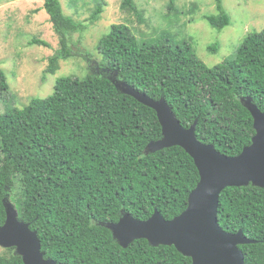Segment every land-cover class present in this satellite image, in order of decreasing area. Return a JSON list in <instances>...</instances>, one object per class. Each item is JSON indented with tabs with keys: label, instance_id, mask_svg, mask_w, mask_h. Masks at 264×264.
Wrapping results in <instances>:
<instances>
[{
	"label": "trees",
	"instance_id": "trees-1",
	"mask_svg": "<svg viewBox=\"0 0 264 264\" xmlns=\"http://www.w3.org/2000/svg\"><path fill=\"white\" fill-rule=\"evenodd\" d=\"M216 1L219 12L205 18L222 30L231 17ZM101 2L90 21L103 12ZM176 2L170 0V10H177ZM43 7L59 38L46 69L55 74L60 60L74 55L73 35L86 26L66 15L61 0H44ZM121 7L146 23L136 0H122ZM97 48L96 70L58 77L52 94L0 111V225L10 200L38 232L45 257L58 264H192L174 245L140 238L123 247L106 226L125 212L146 220L158 209L171 219L186 209L200 181L194 159L181 146L146 152L149 142L162 137L157 112L122 92L116 81L154 99L165 97L184 127L197 122L201 142L238 155L256 133L244 100L251 98L264 111V29L249 33L233 57L214 66L189 42L174 45L167 35L157 43L140 42L126 23L112 24ZM8 92L0 66V95ZM218 221L226 231L242 229L256 240L240 245L245 264H264V188L226 187ZM6 250L0 264H24L15 247Z\"/></svg>",
	"mask_w": 264,
	"mask_h": 264
},
{
	"label": "rangeland",
	"instance_id": "rangeland-1",
	"mask_svg": "<svg viewBox=\"0 0 264 264\" xmlns=\"http://www.w3.org/2000/svg\"><path fill=\"white\" fill-rule=\"evenodd\" d=\"M97 1L61 0L66 15L84 22L86 28L72 37L74 55L60 60L58 71L50 74L46 71L49 58L60 44L44 0H0V66L9 83V92L0 95L2 113L24 108L32 97L52 94L58 77L84 76L96 70L101 58L99 39L115 23H126L140 42L157 43L163 35L174 45L189 42L209 66L233 57L249 33L264 29V0H222L231 17L222 30L205 18L219 12L216 0H177L175 11L169 9L170 0H136L145 11L147 21L143 24L135 14L122 9V0H103V12L90 21ZM34 38L46 44L32 43ZM212 45L218 50H211ZM6 249L0 246V255Z\"/></svg>",
	"mask_w": 264,
	"mask_h": 264
},
{
	"label": "water",
	"instance_id": "water-1",
	"mask_svg": "<svg viewBox=\"0 0 264 264\" xmlns=\"http://www.w3.org/2000/svg\"><path fill=\"white\" fill-rule=\"evenodd\" d=\"M116 86L156 110L162 126V137L149 142L146 152L181 146L194 159L200 181L190 192L188 205L179 215L167 219L158 209L146 220L125 212L117 222L106 226L123 247L145 238L151 245H174L192 264H245L242 244L256 242L240 229L231 233L218 221L222 191L229 186L250 183L264 188V111L252 101L244 100L254 119L255 135L251 144L235 156L221 153L214 144L201 142L194 122L184 127L165 97L154 99L125 81ZM6 220L0 225V246L15 247L24 264H58L46 258L41 239L29 222L19 218V210L10 200L5 202Z\"/></svg>",
	"mask_w": 264,
	"mask_h": 264
}]
</instances>
